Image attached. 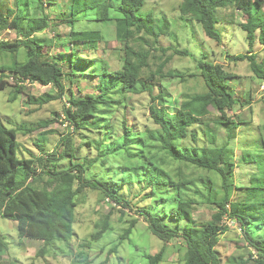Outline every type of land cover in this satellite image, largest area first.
<instances>
[{"label": "rangeland", "instance_id": "rangeland-1", "mask_svg": "<svg viewBox=\"0 0 264 264\" xmlns=\"http://www.w3.org/2000/svg\"><path fill=\"white\" fill-rule=\"evenodd\" d=\"M48 1L51 0H44L43 6L39 0H0V11L9 17V22L13 17L9 12L16 13L17 10L23 9L27 18L49 14L52 25L40 34H43L44 37H41L46 40L49 58L60 60L62 68L65 69L64 95L86 97L93 92L99 93L97 86L101 80L92 77L96 65H93V62L97 61H89L88 47L83 46L78 50L68 47V43H71L69 39L71 23L67 19L71 16L73 0H53V5L47 6L45 3ZM110 1L114 6L109 8V16L112 20L107 26L106 39L101 42L100 48L93 50L91 56L106 59L112 66L119 67L121 55L118 54L122 43L115 37L113 23L118 15L116 8L119 7L120 0ZM181 2L182 0H146L144 12H153L150 28L155 33H160V41L164 46L172 47L168 48L169 52L165 55L162 52L158 53L162 58L168 57L162 71L197 74L184 81L180 77H166L165 73L162 76L157 74L152 82L155 84V92H159V86L166 90L165 94L168 95L170 102L167 107L168 116L171 117L176 106L180 105L184 93L195 95L207 90L203 77L199 75L195 59L206 58L210 61H218L240 76L237 81H231L230 85L237 95L248 102L243 107L229 112L238 126L229 141V151L224 153V158L234 161L235 164L234 182L237 186L234 188L232 200L244 201L251 198L258 200V192L261 193V190L257 185L260 181L255 180V177L260 172L259 167H264V83L254 76L247 60L236 62L229 59L249 50L247 32L241 27L246 21V16L233 8L232 4L217 9L218 22L215 28L222 38L221 42H218L206 35L201 23L192 19L190 15L181 14L179 9ZM27 8L30 9L28 13ZM95 13V10L88 9L83 15L79 14L77 18L81 19L82 15L84 21L77 22L78 28L85 30L97 26L99 23L94 20ZM260 13L264 14V6L260 9ZM26 24L27 19L24 20L22 27ZM151 35L141 34L153 40ZM256 35L258 36L259 33L257 32ZM2 36L10 43H14L20 38V33L11 27L6 29ZM136 36L139 41V36ZM174 48L186 49L190 54L180 55L174 51ZM82 49L85 50L84 53L81 52ZM72 50L75 56L72 55ZM254 50L257 52L258 60L261 61L264 58V44L257 41ZM171 55L172 58L169 60ZM27 58L25 48H20L19 52L15 53L8 51L1 53L0 76H4L3 79L8 81L12 67L24 63ZM72 61L75 68L73 75L68 66ZM154 64L153 68L156 71L160 60ZM149 75L148 72L145 76ZM17 88L19 87L9 84L0 89V124L19 128V157L38 153L47 155L49 151L55 149L64 133L70 130V127H65V121L58 119L64 111V99L57 96L59 93L57 88L50 85L26 81L22 91L15 94ZM136 88V91L116 90L105 98L104 104L107 106H103L99 113L89 118L88 128L81 129L73 137V153L75 156L78 153L79 161L85 166L88 164L86 178L118 181L120 183L118 193L124 200L135 205V209L140 208L162 216L170 227L178 226L182 229L186 223L182 221L177 225V221L170 215L178 205L177 196L180 192L172 180L195 181V183H187L181 194L196 199L193 219L198 224L205 223L210 219L215 206L205 202L204 197L207 196L205 194L208 190L202 182L211 185L208 177L210 176L214 181L212 186L221 189L220 177L207 170L198 169L195 165L177 161L164 150L160 141L162 129L150 115L151 96L141 90L140 84ZM210 111L212 112L204 118L202 128H192L196 139L190 135L181 142L180 146L178 145L179 147L200 146L204 143L203 136L209 138L213 133L217 141L212 145L220 146L226 142L229 124L223 125L219 122L220 115L214 108H210ZM103 116L107 119H102ZM47 120H50L48 124ZM125 125L130 128L129 144L126 146L124 145ZM60 162L57 163V168L63 169L71 159L65 157ZM46 177L47 175L44 176ZM195 189H199L202 194L196 193ZM75 200L76 221L73 224V239L69 242L56 241L46 249L44 255H39L41 247L44 246L42 241L22 239L18 235L17 222L0 216V235L6 242L5 248L0 247V264H85L86 262L88 264H149V254L157 253L163 246H166V251L161 264H186L184 256L187 244L184 239L163 241L152 232L143 214L127 208L125 204L121 207L112 198H105L100 189L88 186L76 195ZM107 216L108 219L110 218L111 229L100 239H95V234L100 230ZM133 220L137 221L133 225L132 232L125 237L126 230L132 225ZM230 226L231 229L221 237L216 247L221 255L222 264H231L239 260L247 262L249 253L255 252L252 260L245 263L254 264L257 260L254 247L249 244L245 233L236 223L232 222ZM251 232L258 238H264V223L252 225Z\"/></svg>", "mask_w": 264, "mask_h": 264}, {"label": "trees", "instance_id": "trees-1", "mask_svg": "<svg viewBox=\"0 0 264 264\" xmlns=\"http://www.w3.org/2000/svg\"><path fill=\"white\" fill-rule=\"evenodd\" d=\"M39 2L44 6V0ZM145 3L146 0H120L119 7L116 8L118 15L114 18L113 25L115 37L122 43L118 54L121 55V65L114 67L106 59L90 58L89 61H97L93 62V65H96L92 77H98L101 80L97 86L99 93L93 92L86 97H68L71 105L67 107L65 104L61 115H64L69 122L70 130L60 138L54 150L49 151L47 155L38 153L21 158L18 156L19 128L0 124V216L17 222L19 237L42 241L44 246L41 247L39 255H44L46 249L54 245L56 241L69 242L73 239L76 195L84 188L91 186L100 189L105 198H112L121 207L125 204L127 208L143 214L152 232L163 241L184 239L187 244L184 256L186 264H222L221 255L216 247L221 237L231 229L232 222L245 233L249 244L257 252L255 258L257 260L254 264H264V238H258L251 232L252 225L264 223V167H259L260 172L255 177V180L260 181L257 186L262 193L260 195L261 193L258 192V200L251 198L234 201L232 197L234 188L237 186L234 182L235 164L234 161L224 158V153L229 151V141L236 133L235 129L238 126L229 112L243 107L248 102L237 95L230 85L231 81H237L240 76L218 61H210L206 58L195 59L199 75L203 77L207 90L195 95L184 93L180 105L176 106L173 115L169 117L167 107L170 102L168 95L165 94L166 90L159 86L160 90L156 93L155 84L152 82L157 74L164 75L165 72L162 69L168 61V57L162 58L158 53L162 52L165 55L169 52L168 48L172 47L164 46L160 41V33H155L150 28L153 12H144ZM229 4L246 16V21L241 24V27L247 32L249 43L247 53H239L229 59L236 62L247 60L254 76L264 81V58L261 61L258 60L257 52L254 50L257 41L264 44V14L260 13L264 0H182L179 9L183 16L190 15L192 19L201 23L207 36L220 42L221 34L215 28L218 22L216 10ZM113 6L110 0H73L71 16L67 19L71 23L69 36L71 43H68V47H76L78 43L89 45L94 50L100 48L101 42L106 39L107 26L112 20L109 16V8ZM19 8L21 10V7ZM88 9L96 11L94 20L99 24L83 30L78 28L77 22L84 21L82 15ZM26 12H30V9L27 8ZM81 13V19L77 18ZM9 14H13L11 22L8 21L9 17L0 11V54L5 51L19 52L20 48H25L28 54L24 63L15 64L9 72V75L14 73L19 78L16 85L19 88L15 90V94L20 93L24 88L23 84L19 83L30 79L43 85L54 86L59 92L57 96L62 98L66 89L63 81L65 69L62 68L60 60L49 58L46 40L43 39V34H40L52 25L49 14L44 13L35 18L34 16L27 18L23 9L17 10L16 13L9 12ZM26 19L27 24L22 27ZM11 27L20 33V38L14 43H10L2 36L3 32ZM145 33L152 34L153 40L141 36ZM136 35L139 36V41ZM174 51L180 55L190 54L186 49L174 48ZM72 55L75 56L74 51ZM152 58L154 62L151 61ZM171 58L172 55L169 60ZM157 60H160V64L154 71L153 64ZM68 66L73 75L75 71L73 61L68 63ZM148 72L150 75L145 76ZM196 74V72L178 73L170 70L165 73L166 77H180L182 81ZM3 77L0 76V89L11 84ZM139 84L142 86L141 90L148 92L151 96L150 115L162 129L160 141L164 150L175 160L195 165L198 169L207 170L221 179V189L212 186L214 181L210 176L208 177L211 185L202 182L208 190L205 194L207 196L204 197L205 202L215 206L210 219L205 223L198 224L193 219L196 199L181 194L187 183H195V181L174 182L172 180L180 192L177 196L178 205L170 215L177 221V225L182 221L186 223L182 229L178 226L170 227L164 222L162 216L140 208L135 209V205L124 200L118 193L120 188L118 181L86 178L88 164L85 166L79 161L78 153L76 156L73 153V137L81 129L88 128L89 118L99 113L103 106H107L104 104L105 98L116 90L120 92V89L136 91ZM210 108H214L220 115L219 122L223 125L229 124L226 142L220 146L212 145L217 141L213 133L209 138L203 136L204 143L200 146L192 145L188 148L181 146L185 149L179 147L181 142L190 135L196 139L193 129L203 127L204 118L212 112ZM60 118L61 116L58 119ZM102 119L107 118L103 116ZM49 121L47 120L46 123L48 124ZM129 129L125 125V146L129 144ZM65 157H70L71 162L63 169L57 168V163H61L60 160ZM45 175H47L46 178H44ZM195 192L202 194L199 189H195ZM216 192H218L217 195ZM136 221H132V225L126 230L125 237L131 234ZM109 224L110 218L108 219L107 216L94 238L100 239L110 230ZM0 247H6L2 235H0ZM165 251L166 246H163L157 253L149 254V264H161ZM253 256L254 254L250 252L247 262H250ZM247 262L239 260L231 264Z\"/></svg>", "mask_w": 264, "mask_h": 264}, {"label": "clouds", "instance_id": "clouds-1", "mask_svg": "<svg viewBox=\"0 0 264 264\" xmlns=\"http://www.w3.org/2000/svg\"><path fill=\"white\" fill-rule=\"evenodd\" d=\"M6 39V38H5ZM221 42V41H220ZM73 48H76V47H73ZM72 52H73V50H72ZM58 61V60H57ZM14 74V73H13ZM10 74V76H9V78H8V81L12 84V85H14V86H16L17 84H18V80H19V78H17L16 77V75L14 74ZM26 81H29V82H31V83H39V82H37V81H35V82H33V81H31L30 79H26L24 82H26ZM263 83H264V81H263ZM19 84H23V86H24V83L23 82H20ZM41 84V83H40ZM50 86H52V85H50ZM66 98H67V100H68V97L66 96V95H64ZM63 96V97H64ZM68 102H69V100H68ZM70 103V102H69ZM65 104V103H64ZM253 254H255V253H253Z\"/></svg>", "mask_w": 264, "mask_h": 264}, {"label": "crops", "instance_id": "crops-1", "mask_svg": "<svg viewBox=\"0 0 264 264\" xmlns=\"http://www.w3.org/2000/svg\"><path fill=\"white\" fill-rule=\"evenodd\" d=\"M45 5H47V6H48V5H53V0L46 2ZM52 18H53V17H52ZM75 46H76V50H78L80 47H83V46L88 47V49H89L88 52H89V54H90V58H93V56H91V55L93 54L92 52H93L94 49H92L89 45H83V44H78V43H77ZM81 52L84 53L85 50L82 49ZM72 54H73V52H72ZM82 55H83V54H82ZM21 238H22V237H21ZM22 239H23V238H22ZM26 239H27V238H26ZM28 240H30V239H28ZM22 241H23V240H22Z\"/></svg>", "mask_w": 264, "mask_h": 264}, {"label": "built area", "instance_id": "built-area-1", "mask_svg": "<svg viewBox=\"0 0 264 264\" xmlns=\"http://www.w3.org/2000/svg\"><path fill=\"white\" fill-rule=\"evenodd\" d=\"M28 82H29V81H28ZM24 83H25V82H24ZM63 99H64V103L67 105V107H69L71 104L68 102L67 98L64 96ZM62 116H63L64 118H62ZM60 119H61V121H65V123H64V124H65V127L68 126L69 122L66 121L64 115H61V118H60ZM60 119H59V120H60ZM72 129H73V127H72Z\"/></svg>", "mask_w": 264, "mask_h": 264}]
</instances>
